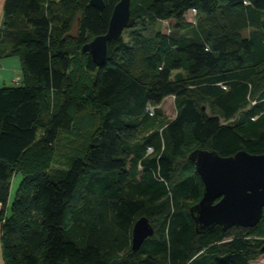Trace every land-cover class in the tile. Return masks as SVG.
<instances>
[{"label": "trees", "instance_id": "1", "mask_svg": "<svg viewBox=\"0 0 264 264\" xmlns=\"http://www.w3.org/2000/svg\"><path fill=\"white\" fill-rule=\"evenodd\" d=\"M90 1L5 3L0 39L23 71L0 88L5 263L259 264L264 215L254 228L196 231L189 209L204 184L188 156L264 154V0H131L135 24L101 67L82 47L107 32L120 0L102 11ZM164 21L167 32L145 33ZM85 113L97 118L88 145L62 149L59 165L58 141ZM143 216L155 234L133 251Z\"/></svg>", "mask_w": 264, "mask_h": 264}, {"label": "water", "instance_id": "2", "mask_svg": "<svg viewBox=\"0 0 264 264\" xmlns=\"http://www.w3.org/2000/svg\"><path fill=\"white\" fill-rule=\"evenodd\" d=\"M90 4L101 11L105 9L104 0H91ZM134 24L131 0H120L113 9L107 32L85 44L82 51L89 53L98 67L104 66L109 44ZM188 158L204 184L202 198L189 209L199 234L217 225L227 231L233 227L254 228L260 223L264 215V154L242 150L222 156L217 151L198 148ZM154 234L149 218H139L132 230L133 251H138Z\"/></svg>", "mask_w": 264, "mask_h": 264}, {"label": "rangeland", "instance_id": "3", "mask_svg": "<svg viewBox=\"0 0 264 264\" xmlns=\"http://www.w3.org/2000/svg\"><path fill=\"white\" fill-rule=\"evenodd\" d=\"M187 20L190 22L195 23L198 20V15L196 16L194 12H188L186 16ZM172 21H164L160 22L152 27H149L145 33L146 34H153L157 30H162L167 32L169 26H171ZM130 31L125 32L124 38L127 39ZM248 34V31H243V35L246 36ZM162 109L165 113V120L172 119L176 115V106L174 102V97L170 96L165 99L163 104L161 105ZM168 118V119H167ZM94 114L85 113L80 114L76 118V128H74L73 131L64 133L61 135L60 140L57 144V158L56 161L59 163V165L63 162L60 158V155L63 154L62 149L70 148L71 150H74L78 153H83L88 145V142L90 140V137L92 135V132L96 125V120ZM57 163V165H58ZM23 179V176L21 174H18L14 177L12 181V187H11V194H10V201L13 203L17 191L20 187V183ZM13 194V195H12ZM259 264H264V255L261 256V258L258 260Z\"/></svg>", "mask_w": 264, "mask_h": 264}, {"label": "crops", "instance_id": "4", "mask_svg": "<svg viewBox=\"0 0 264 264\" xmlns=\"http://www.w3.org/2000/svg\"><path fill=\"white\" fill-rule=\"evenodd\" d=\"M6 0H0V30L4 27ZM23 76L22 61L19 55L11 54L10 46L0 39V88L13 86L16 78ZM13 195V194H12ZM11 202V201H10ZM1 209V206H0ZM0 264H6L2 247V229L0 225Z\"/></svg>", "mask_w": 264, "mask_h": 264}, {"label": "built area", "instance_id": "5", "mask_svg": "<svg viewBox=\"0 0 264 264\" xmlns=\"http://www.w3.org/2000/svg\"><path fill=\"white\" fill-rule=\"evenodd\" d=\"M193 12H194V14H196V10H194ZM20 82H21V78H16L14 80V83H16V84H20ZM0 206H1V204H0Z\"/></svg>", "mask_w": 264, "mask_h": 264}]
</instances>
